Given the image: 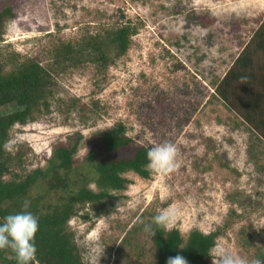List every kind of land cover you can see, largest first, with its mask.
<instances>
[{
    "label": "rangeland",
    "instance_id": "1",
    "mask_svg": "<svg viewBox=\"0 0 264 264\" xmlns=\"http://www.w3.org/2000/svg\"><path fill=\"white\" fill-rule=\"evenodd\" d=\"M7 7L13 15L4 21L0 58L9 63L45 60L52 44L104 24L137 26L127 52L105 71L87 63L57 76L49 110L11 127L6 150H19L17 172L45 166L54 143L76 130L84 135L77 153L83 156L90 134L116 122L137 145L171 142L177 148L175 171H152L149 178L127 172L125 190L76 206L68 226L84 264H153L145 224L167 208L176 209L173 227L183 236L222 229L209 262L216 264L218 246L249 264L261 260L264 141L253 140L257 155L251 158L253 134L215 95L214 83L250 39L264 0H0V11ZM198 16L213 21L204 24ZM70 98L89 108L85 121L77 109L68 110ZM11 110L0 107L1 113Z\"/></svg>",
    "mask_w": 264,
    "mask_h": 264
},
{
    "label": "trees",
    "instance_id": "2",
    "mask_svg": "<svg viewBox=\"0 0 264 264\" xmlns=\"http://www.w3.org/2000/svg\"><path fill=\"white\" fill-rule=\"evenodd\" d=\"M12 15L9 7L0 11V40L4 21ZM198 18L204 24L213 21V18ZM136 31L137 26L129 21L104 24L73 40L52 44L45 60L29 57L9 63L0 58V107H12L7 113L0 112V220L21 211L25 204L39 218L35 235L37 252L31 264H84L73 231L68 226L76 206L101 202L113 196V191L125 190L131 182L125 175L127 172L149 178L152 170L147 167V153L153 146L137 145L127 134L125 124L116 122L93 131L87 141V152L78 157L84 135L76 130L54 143L45 166L20 173L15 170L22 160L19 150H6L9 130L17 123L26 124L49 110L57 76L87 63L94 65L100 73L105 71L127 52ZM214 85L215 95L230 109L236 110L249 126L253 135L248 152L255 158L253 140L264 141V15ZM68 101V110L77 109L78 117L85 121L89 116L87 105H78L76 98ZM145 225L155 253L153 264H166L169 257L177 254L184 256L188 264H214L209 258L222 229L208 233L192 229L183 236L177 227L171 230L158 227L153 218L147 219ZM140 227L138 223L134 229ZM125 240L127 237L123 238L118 253L123 251ZM258 255L264 260V252ZM0 259L18 264L15 254L7 248L0 250Z\"/></svg>",
    "mask_w": 264,
    "mask_h": 264
},
{
    "label": "clouds",
    "instance_id": "3",
    "mask_svg": "<svg viewBox=\"0 0 264 264\" xmlns=\"http://www.w3.org/2000/svg\"><path fill=\"white\" fill-rule=\"evenodd\" d=\"M177 154L175 144L171 142L157 144L147 153V167L161 175H167L179 167ZM176 218V209L167 208L156 214L153 222L158 227L171 230ZM38 229L39 218L29 211L28 205L25 204L21 211L8 214L0 220V250L10 249L15 254L18 264H31L37 252L35 235ZM215 255L216 264H249L247 259L224 246H218ZM166 264H188V261L184 256L177 254L169 257ZM251 264H264V261L257 259Z\"/></svg>",
    "mask_w": 264,
    "mask_h": 264
}]
</instances>
